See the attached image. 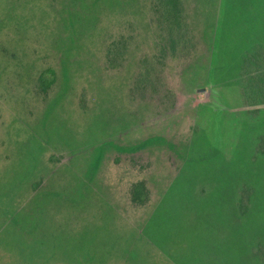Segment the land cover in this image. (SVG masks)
Segmentation results:
<instances>
[{"label":"rangeland","instance_id":"1","mask_svg":"<svg viewBox=\"0 0 264 264\" xmlns=\"http://www.w3.org/2000/svg\"><path fill=\"white\" fill-rule=\"evenodd\" d=\"M14 1L17 4L11 15H27L32 21L22 26L16 19L0 23V263H10L26 247L15 228L16 215L32 212L35 190L58 187L64 176L65 185L70 184V172L87 179V169H92L101 153L103 158L91 185L94 198L74 203L75 207L63 215L58 210L64 206L49 205L51 223L56 225L66 218L69 229L93 233L94 248L110 250L111 262L129 260L126 252L132 232L140 236L135 229H141L168 190L170 203L176 211L181 210V215L170 235L158 237L162 238L156 243L160 246L158 255L178 257L191 251L200 227L197 205L216 185L206 180L207 176L199 180L197 174L202 171L186 167L192 144L205 145V133L220 129L221 147L231 155L241 122L252 123L264 114V105L254 108L244 103L238 85L217 84L213 67L225 0L219 3L208 76L191 57L187 60L183 56L161 74L166 80L163 84H147L146 88L135 86V72L140 57L156 46L152 44L153 29L151 32L145 26L132 25L124 16L106 12L101 8L104 5L97 8L95 17L82 18V4L72 27L61 13L72 0H55L53 5L43 7L45 13L38 9L40 0ZM13 4V0H0V20ZM40 14L45 18H31ZM136 30L132 43L140 49L127 67L107 64L109 43L130 41L131 32ZM66 48L71 52H64ZM64 53L68 55L64 57ZM68 56L74 71L72 87L69 95L50 110V101L61 93V66ZM47 67L57 71V81L41 91L37 79ZM169 89L175 93V104H164ZM150 135H160L173 146L154 144L134 152L120 151L112 144L101 146L111 142L131 148ZM33 151H38L33 154L37 155V164L30 154ZM138 181H145L151 192L146 206H137L130 198L132 185ZM207 218H211L209 213L202 214L204 221L215 219ZM136 240L140 253V239Z\"/></svg>","mask_w":264,"mask_h":264},{"label":"trees","instance_id":"2","mask_svg":"<svg viewBox=\"0 0 264 264\" xmlns=\"http://www.w3.org/2000/svg\"><path fill=\"white\" fill-rule=\"evenodd\" d=\"M13 2L0 23L16 19L19 26L23 22L30 24L32 19L27 15H11L17 4V1ZM40 2L38 9L43 13L46 12L43 9L45 5L56 3L55 0ZM219 3L220 0H72L61 8V13L74 27L81 4L84 7L82 11L88 12V15L81 12L79 15L82 18L89 15V18L93 17L98 14L97 8L104 5L101 8H105L106 12L108 10L110 14L124 16L132 25L145 26L151 32L153 29L155 39L152 44L155 42L156 46L150 48L145 57H140L135 72V86L146 88L147 84H163L166 80L162 79L164 76L161 74L164 75L171 62L180 60L183 56L187 60L191 57L194 64L201 66L206 77L208 76ZM37 17L44 19L45 15L31 18ZM137 31L131 32L130 41L109 43L107 64L111 67H127L128 61L140 49V46L132 43L136 40ZM73 37L70 39L74 43ZM71 48H66L64 52H71ZM67 55L68 53H64V57ZM63 61L61 93L50 101L47 106L50 110L69 95L72 87L74 71L69 56ZM213 71L217 84L239 86L246 105L254 108L264 105V0L224 1L220 45ZM37 81L40 90L47 91L55 85L57 71L52 67L44 68ZM166 87L168 88L167 85ZM163 101L164 104L167 101L175 104V93L169 89ZM221 123L222 120L219 125ZM241 123L238 143L231 155L227 156L221 147L219 129L217 132L206 131L205 145L199 146L194 142L191 153L185 158L189 170L202 171V175L197 174L199 180L207 176L206 180L216 183L197 205L200 227L191 251L178 257L161 252L162 255H158L157 247L160 246L156 243L162 239L158 237L170 235L176 218L181 215V210L176 211L170 203L168 190L162 194L140 230L131 226L140 236L132 232L134 239L131 238L129 253L126 252L129 260L111 262L110 250L94 248L95 235L88 232L80 234L74 227L69 229L65 224V216L56 225L51 223L48 216L49 205L64 206L65 209L58 210L63 215V212L75 207L74 203L81 204L84 198L89 201L94 198L91 185L103 158L101 153L92 169H87V179L82 176L79 178L77 174L73 176L70 172V184L65 185L67 179L64 176L60 177L61 184L58 187L53 185L45 191L35 190L32 212L22 211L16 215L15 228L19 230V237L24 239L26 247L22 252V249L18 250L22 255L17 254L15 259L6 264H264V114L252 123ZM111 144L126 152H134L154 144L173 146L160 135H150L131 148L111 142L101 146L105 148ZM35 152L37 154L38 151L30 154ZM36 156L33 155L32 158L35 164ZM194 178L196 179L195 176ZM150 194L146 182L138 181L132 185L130 198L133 204L146 206L149 204ZM205 213L210 214L211 218L207 219H215L202 220V214ZM197 224L195 223V228ZM136 239H140V253L136 250ZM63 257L67 258L66 262ZM123 257L127 259L126 256Z\"/></svg>","mask_w":264,"mask_h":264}]
</instances>
